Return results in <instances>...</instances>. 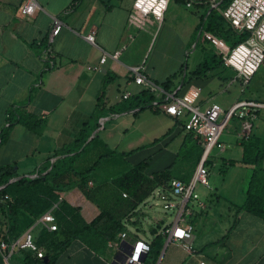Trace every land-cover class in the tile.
I'll return each instance as SVG.
<instances>
[{
	"label": "crops",
	"instance_id": "obj_1",
	"mask_svg": "<svg viewBox=\"0 0 264 264\" xmlns=\"http://www.w3.org/2000/svg\"><path fill=\"white\" fill-rule=\"evenodd\" d=\"M35 1L38 9L32 15L24 16L20 12L24 0H0V139L8 130L5 141L0 142V166L15 167L18 177L44 175L45 169L56 161L55 153L70 145L86 124L93 126L98 120L99 127L104 126L102 142L91 145L80 156L79 163L84 167L91 166L104 153H126L113 150L109 146V136L116 131L125 139L129 128L136 124L139 131L128 140L134 137L145 141L151 136L148 141L152 142L159 137L157 135L167 131L171 133L161 144L180 134L182 143L188 142L190 134L181 131L176 126L177 120L161 110L136 109L113 114L110 109L125 101L121 99L123 93L128 92L131 97L143 91L129 77L131 67L144 65L146 77L158 86L170 81L178 95L199 90L196 103L201 108L217 103L226 111L240 100L264 103V65L246 85L247 91H243L236 72L223 64L208 65L207 71L198 75L194 72L204 60L194 68L183 64L184 53L194 42L202 18L196 21L192 17L190 22L179 18L177 5H185L184 2L169 1L158 22L152 16L135 13L134 0H80L70 10L73 0ZM195 6L198 10L201 6L208 8L203 4ZM53 17L59 18L63 26L52 47L55 66L45 70L42 52ZM91 33L96 45L85 39ZM129 36H132L131 40ZM118 51V58H112L111 55ZM103 55L106 60L100 63ZM144 57H147L146 61ZM217 67L220 71L214 74ZM227 71L230 74L225 76ZM108 77L114 80L105 85ZM215 89H219V95H215ZM225 93L228 95L220 101V95ZM14 111L43 121L41 131L35 133L16 123L18 114ZM11 112H14V124L9 127ZM99 115L101 118L96 120ZM104 117L115 120L106 127ZM239 126L237 119L227 125L221 137L223 147L213 153L210 183L196 188L206 208L190 217L194 226L193 254H188L180 244L169 241L168 236L162 234L174 216L166 224L154 219L157 222L148 233L141 228V219L132 216L127 222V241L142 240L150 244L154 238L151 231L155 228L156 234L162 236L165 252L156 264H264V218L239 209L245 201L252 172V166L242 163L243 145L237 138ZM95 134L100 136L97 131L92 137ZM251 136L264 138V109L257 112ZM194 140L192 137L191 143ZM142 147L145 146H137L132 154L119 158V164L114 158L102 162L88 182L89 188L101 187L95 199H87L73 187L55 191L56 198L39 216L35 217L31 209L21 210L19 220L25 216L33 222L20 232L19 238L29 232L35 241L42 228L47 230L41 222L42 216L54 214L61 203L76 209L85 223L92 222L101 208L111 203L109 199L104 200L103 185L106 183V190L111 188L113 191L112 179L150 157L151 152ZM196 163L197 158H194L188 165L178 167L172 175L188 182ZM218 164L223 171L211 175ZM37 195L41 200L49 201L43 187ZM147 199L137 210L145 206ZM137 219L140 223L132 224ZM118 256V250L108 244L104 253H95L74 240L54 264H113Z\"/></svg>",
	"mask_w": 264,
	"mask_h": 264
},
{
	"label": "trees",
	"instance_id": "obj_2",
	"mask_svg": "<svg viewBox=\"0 0 264 264\" xmlns=\"http://www.w3.org/2000/svg\"><path fill=\"white\" fill-rule=\"evenodd\" d=\"M80 1V0H79ZM184 2V0H177ZM75 5L72 6V9ZM217 16V19L214 17ZM204 29L207 30L217 40L229 45L230 48L243 42L246 38L245 34L235 33L228 25V23L219 15L209 12L206 16ZM218 22L216 23L215 22ZM221 20L227 28L220 26ZM203 21V17L201 18ZM202 23V22H201ZM200 23V24H201ZM208 59L211 63L222 64L220 58L213 52ZM204 58L202 64L194 72V75L204 73L207 71L209 63ZM211 64V65H212ZM114 78L108 77L105 85L111 83ZM162 87L165 91H171L175 88L171 87V82L168 81ZM151 92L143 90L139 94L133 95L125 100L121 105L115 106L110 110L113 114L133 110H152L150 103L154 100ZM15 112V111H14ZM10 113L9 127L12 122V114ZM17 115L16 123H21L27 129L39 133L44 125L43 121L36 119L31 115ZM100 117L97 116L98 120ZM95 120V121H96ZM99 121V120H98ZM98 121L93 126L86 124L76 135L74 141L56 152L54 157L56 161L51 164L50 168H46L44 175H37L34 177H22L14 182L13 179L18 177L15 167L0 166V216L2 218V233L1 240L7 244L16 240L20 236V232L30 226L33 222L32 218L21 217L19 215L21 210L31 209V213L36 217L42 214L50 205L56 196L55 191H61L68 188H78L87 199L93 200L97 196V191L101 187L94 189L88 187L89 178L92 177L100 168L104 160L113 159L116 157H124L132 154L135 150L127 153H116L110 151L100 155L96 161L88 167H84L79 163V158L84 154L91 145L98 143V135L94 132L99 130ZM178 124V123H177ZM177 126V125H176ZM171 132L165 135V138ZM8 134L6 130L0 139L4 142ZM188 137V142H191L193 135L191 133ZM187 141H184L181 148L186 146ZM197 148V163L202 155V148L196 140H194ZM243 145L242 163L244 165L252 166V172L249 177L247 188L245 191V201L239 208L245 212L252 213L261 218H264V138H256L251 136L241 142ZM192 151H187L185 158H188ZM232 166V163H229ZM147 160H144L136 165L130 166L120 176L112 179L111 188L104 187V200H111V203L101 208L99 215L90 223H85L78 214L77 210L70 207L66 203H61L59 210L54 213L57 224V230L48 232L42 228L36 240L35 246L43 251V258H38L36 253L30 250H18L10 257V264H45L44 257L48 258L46 264H54L59 254L67 248L74 240L82 242L90 250L95 253H104L109 242L114 241L116 237L122 233L127 232V222L134 216L138 206L142 204L150 194L158 187H167L168 183L174 179L172 175L173 165L168 166L162 171L155 172L151 175H146ZM182 181L186 182L184 179ZM43 187L45 195L48 200H41L38 197L39 189ZM121 194H126V197H121ZM7 197V198H5ZM139 219L132 224H139ZM154 235L152 242L149 244L150 250L144 258V264H156L162 249V236L156 234V228L151 231Z\"/></svg>",
	"mask_w": 264,
	"mask_h": 264
},
{
	"label": "built area",
	"instance_id": "obj_3",
	"mask_svg": "<svg viewBox=\"0 0 264 264\" xmlns=\"http://www.w3.org/2000/svg\"><path fill=\"white\" fill-rule=\"evenodd\" d=\"M169 1L172 0H134L133 10L142 16H152L153 19L160 22ZM78 2L79 0H73L69 10ZM184 4L187 8L196 4L206 5L212 10H216L235 33L246 35L243 42L230 48L203 30L213 47L216 48V55L222 64L233 69L240 79L241 85L246 86L258 69L264 65V0H184ZM37 9L38 5L35 0H24L20 12L24 16H30ZM62 26L63 23L59 18H52L51 28L42 52V60L46 65L45 70L55 66L52 47ZM85 39L96 45L93 33L88 34ZM129 39L131 40L132 36H129ZM119 54L120 51L111 57L117 59ZM105 60L106 55H103L100 63ZM129 77L132 78L136 86L153 94L155 99L150 103L151 108L161 110L177 120L178 128L183 132L191 133L202 148L200 160L188 182L174 178L167 187H158L155 191L157 201L162 204V207L175 211L172 223L164 228L162 234L168 236L169 241L180 244L188 254H193L195 250L191 240L194 226L190 217L194 212L206 208L196 188L199 185L204 187L209 185V173L213 166V151L223 147L221 137L232 119H237L240 123L238 140L240 142L247 140L251 135L257 112L264 109V103L240 100L226 111L217 103H211L201 108L196 103L199 90H191L183 95H178L176 88L165 91L146 77L144 65L131 67ZM129 97L130 93L125 92L121 99L127 100ZM122 195L126 197V194ZM41 222L48 231L57 230L53 213L44 214ZM127 237V233L122 232L114 241L108 243L110 248L117 249L119 253L113 264H144V258L150 250L149 243L142 240L127 241ZM0 248L6 252L5 259L8 264H10L11 255L18 250H30L36 253L38 258H43V251L35 246L32 234L29 232L9 244L0 239Z\"/></svg>",
	"mask_w": 264,
	"mask_h": 264
},
{
	"label": "rangeland",
	"instance_id": "obj_4",
	"mask_svg": "<svg viewBox=\"0 0 264 264\" xmlns=\"http://www.w3.org/2000/svg\"><path fill=\"white\" fill-rule=\"evenodd\" d=\"M177 6L180 9L178 11L179 18H184V20H187L190 22L192 20V17H194V19L196 21L198 19H200L201 17H203V21H201L202 23L200 24V27L194 36V42H191L188 45V47L184 53L183 64L184 63L187 64L189 68H194L199 62H202L204 60V58L206 57L207 58L206 62L209 63V65H211L212 64L210 62L211 60L208 58L210 57V55H212L211 52L217 54V50H216V48L213 47L211 41L206 37V34L204 33L203 30H205L204 24L206 21L205 19H206L207 14L210 11L213 12L214 14H218V12L216 10H212L209 7L205 8V6H201V9H199V10L197 9L196 6L193 8H187L185 5H183L181 3H178ZM214 18L217 19V16H215ZM218 21H219L220 26H223L224 29L228 27V25H226V23H224L223 21H221V20H218ZM215 22H216V20H215ZM216 23H218V22H216ZM205 31L207 33H209L207 30H205ZM152 45H153V43L151 44V46ZM150 50H151V47H150ZM146 58L147 57H144V59H145L144 61H146ZM214 71H215L214 74H218L220 70L217 67V68H215ZM228 74H230L229 71H227L225 73V76H227ZM218 76L222 77L223 75H218ZM245 89L247 91V87L242 86V90L245 91ZM231 90H233V88ZM215 91H216L215 95L220 94L219 89H217V90L215 89ZM227 95H228V93L220 95L221 97L219 98V100L223 101ZM241 98L243 99L244 96H241ZM220 104H222V103H220ZM122 117L123 116H120V119H125ZM129 117L132 118V116H129ZM103 119H105L104 124H106V127L110 123H113V121L115 120V119H111V120L108 119L107 120V117H104ZM233 120L234 119L230 120L228 125ZM119 121H121V120H119ZM103 127L104 126H101V128L98 130L99 135H100L98 138V142H102L101 140H102V135H103V131H104ZM138 129H139V126H137V124L134 127H130L128 134L126 135L125 139L122 137V135L120 133H118L116 131L113 132L109 136V139H108L109 140V146H111V148L113 150L125 151L127 153V152H130V151L136 149L137 146H143L144 145L145 147H142V148H145V150L147 152H151L150 157H148V159H147V168L145 171L146 175H151L155 172L162 171L170 165H173L172 172H173V174H175L178 167L188 165V163L190 161H192L194 158L197 157V148L195 147L194 143L187 142L186 146L181 148V144H182L181 134L169 139L167 142H165L163 144H161V142H163V140H165V134H167V131H166V133H163L162 135H157L159 137L156 139V141H152V142L148 141L149 138H151V136H148L147 139H145V141L140 140V138H134V137H132L130 140H128L129 137L135 135V133L136 134L138 133L137 132V131H139ZM152 146L153 147L155 146V149ZM189 150L190 151L193 150V153L188 158L184 159L185 155L187 154V151H189ZM214 152L215 151H213V153ZM119 158L120 157L114 158V161L117 164H119ZM217 162H219V161H216V163ZM222 171H223V169L220 168L219 164H218L216 169L211 172V175L214 173L215 174L217 173L219 175V174H221L219 172H222ZM209 183H210V181H209ZM198 187L199 186H197V189H198ZM154 195H155V192L153 193V195H150L148 197L145 206L142 209L137 210L134 214V217H133V218L141 219V228L147 233L149 232L150 228L156 224L157 221H155V220H162L163 224H166L169 222L170 217H173L174 213H175V211L172 209H164L162 207V204L159 201H157L156 198H154ZM121 197H123L122 194H121ZM1 233H2V218L0 216V239H1ZM164 252H165V245L162 246V249H161V252H160L158 259H160V257L164 254ZM5 255H6V252L2 251L0 248V264H8L6 262Z\"/></svg>",
	"mask_w": 264,
	"mask_h": 264
},
{
	"label": "water",
	"instance_id": "obj_5",
	"mask_svg": "<svg viewBox=\"0 0 264 264\" xmlns=\"http://www.w3.org/2000/svg\"><path fill=\"white\" fill-rule=\"evenodd\" d=\"M21 177H17L16 179H13L11 182H14V181H16V180H18V179H20ZM47 261H48V258L47 257H44V263L46 264L47 263Z\"/></svg>",
	"mask_w": 264,
	"mask_h": 264
}]
</instances>
